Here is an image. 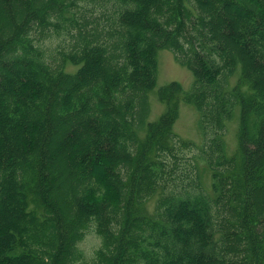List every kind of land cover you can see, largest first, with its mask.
<instances>
[{
  "label": "trees",
  "instance_id": "trees-1",
  "mask_svg": "<svg viewBox=\"0 0 264 264\" xmlns=\"http://www.w3.org/2000/svg\"><path fill=\"white\" fill-rule=\"evenodd\" d=\"M160 47L193 77L151 120ZM77 261L264 264V0H0V264Z\"/></svg>",
  "mask_w": 264,
  "mask_h": 264
},
{
  "label": "rangeland",
  "instance_id": "rangeland-1",
  "mask_svg": "<svg viewBox=\"0 0 264 264\" xmlns=\"http://www.w3.org/2000/svg\"><path fill=\"white\" fill-rule=\"evenodd\" d=\"M157 74L156 83L153 88L148 91V99L150 110L148 114V119H155L158 117L160 112L164 108V103L160 101L157 97V88L167 83L170 80L179 81L182 86L187 89L189 88L192 81L191 70L181 63L176 57L172 49L167 47H160L157 51ZM70 68V67H69ZM236 76H232L231 80L235 81ZM238 124V110L235 109V114L232 118L227 121L225 128V142L227 152L231 153L237 144L236 129ZM174 131L181 137L192 140L194 143L199 144L202 140L201 129L198 122V111L189 102L181 101L179 103V113L177 118L173 123ZM191 148V147H190ZM189 148V150H190ZM198 148L193 146L190 151H185L186 154H197ZM187 162V160H186ZM200 167L204 169V179L205 184L208 186L209 183V171L204 167V162H200ZM152 201L149 203L152 205ZM100 243V236L96 233L94 225L90 224L86 229L82 239L78 242V247L83 252L82 260L88 262L94 254V250ZM75 264H81V261H77Z\"/></svg>",
  "mask_w": 264,
  "mask_h": 264
}]
</instances>
